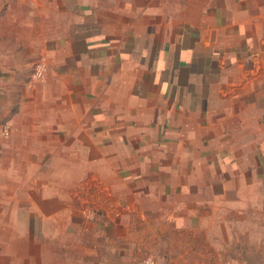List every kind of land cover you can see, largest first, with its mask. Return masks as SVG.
Returning a JSON list of instances; mask_svg holds the SVG:
<instances>
[{"label": "rangeland", "instance_id": "374dc122", "mask_svg": "<svg viewBox=\"0 0 264 264\" xmlns=\"http://www.w3.org/2000/svg\"><path fill=\"white\" fill-rule=\"evenodd\" d=\"M28 1L0 0V24ZM34 23L0 38V264H264V31L236 40L228 80L214 71V91L244 100L218 103L211 133L203 116L183 136L167 119L129 145L66 150L46 123L60 49L36 47Z\"/></svg>", "mask_w": 264, "mask_h": 264}, {"label": "crops", "instance_id": "0c3cea01", "mask_svg": "<svg viewBox=\"0 0 264 264\" xmlns=\"http://www.w3.org/2000/svg\"><path fill=\"white\" fill-rule=\"evenodd\" d=\"M27 5L17 24H0V38L16 44L24 36L21 21L29 19L35 22L30 36L36 47L60 49V100L48 104L46 123L48 133L63 135L66 150H108L122 137L129 145L134 134L167 119L183 136L195 134L193 119L203 116L204 133H211L214 107L244 100L242 94L214 91V71L228 80L221 71L234 64L228 55L240 49L236 40L264 31V0H29ZM166 22L172 23L171 48L165 45Z\"/></svg>", "mask_w": 264, "mask_h": 264}, {"label": "built area", "instance_id": "2783aa9c", "mask_svg": "<svg viewBox=\"0 0 264 264\" xmlns=\"http://www.w3.org/2000/svg\"><path fill=\"white\" fill-rule=\"evenodd\" d=\"M43 67V66H42ZM43 69L41 68V69H39V72H41Z\"/></svg>", "mask_w": 264, "mask_h": 264}]
</instances>
